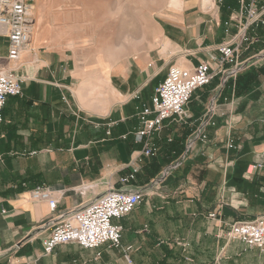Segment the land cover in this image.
Instances as JSON below:
<instances>
[{
    "label": "crops",
    "instance_id": "crops-1",
    "mask_svg": "<svg viewBox=\"0 0 264 264\" xmlns=\"http://www.w3.org/2000/svg\"><path fill=\"white\" fill-rule=\"evenodd\" d=\"M236 10L235 0H34L17 64L0 28V70L23 79L0 122V264H264V251L225 237L264 216V74L247 89L236 84L264 67V42L241 51L235 73L216 50L236 33ZM200 64L210 84L142 156L138 112L152 108L171 66ZM37 186L56 197L53 212L30 198ZM113 189L144 196L112 220L117 247L45 253L57 223Z\"/></svg>",
    "mask_w": 264,
    "mask_h": 264
},
{
    "label": "built area",
    "instance_id": "built-area-1",
    "mask_svg": "<svg viewBox=\"0 0 264 264\" xmlns=\"http://www.w3.org/2000/svg\"><path fill=\"white\" fill-rule=\"evenodd\" d=\"M238 2L241 12L245 14V23L228 43L221 44L216 49L221 55L222 65H234L233 73L236 72L241 51L260 41L264 42V36L256 38L248 35V30L252 29L250 27L256 30L264 28V0ZM33 3L34 0H0V28L4 30L8 41L6 59L12 64H17L22 53L29 49ZM211 80L212 74L206 64H200L192 70L178 66L169 68L166 78L155 89L152 108H142L137 114L140 127L134 133V140L142 144V156H153L152 135L160 131L165 120L174 118L183 122L187 117L186 106L193 93L209 85ZM22 83L23 79L14 70H0V122L6 99L20 95ZM136 174L137 171L134 170L120 179L121 186H128L134 181ZM29 195L35 202L46 203L51 212L56 209L57 199L46 187H34ZM143 197L142 193L132 190L106 191L91 204L80 208L54 226L50 237L44 243L45 253L50 254L54 247L68 243H74L83 249H96L105 244L117 247L121 227L114 225L112 220L129 214L140 204ZM225 237L264 251V216L252 222L232 224L225 231Z\"/></svg>",
    "mask_w": 264,
    "mask_h": 264
},
{
    "label": "rangeland",
    "instance_id": "rangeland-1",
    "mask_svg": "<svg viewBox=\"0 0 264 264\" xmlns=\"http://www.w3.org/2000/svg\"><path fill=\"white\" fill-rule=\"evenodd\" d=\"M171 1L172 0H169V2H171ZM219 2L223 4V0H219ZM235 2L237 4V10H236V13H234L235 18L234 19L232 18L231 22L234 21L237 24V31H236V33L233 36H235L238 33V31L241 29V26L245 23V14L241 12L239 4H238L239 3L238 0H235ZM250 28H252V29L248 30L249 37H254L255 36L256 38H261V37L263 38V36H264V28H260V29H257V30L253 29V27H250ZM147 30L148 29H146V31ZM260 42H262V41H260ZM108 49L109 48H107V47L95 46V51L99 52V53H101L104 50L108 51ZM78 65H79L78 66V70L81 71L82 68H83L84 63L82 61H80L78 63Z\"/></svg>",
    "mask_w": 264,
    "mask_h": 264
},
{
    "label": "trees",
    "instance_id": "trees-1",
    "mask_svg": "<svg viewBox=\"0 0 264 264\" xmlns=\"http://www.w3.org/2000/svg\"><path fill=\"white\" fill-rule=\"evenodd\" d=\"M263 74H264V67H258L255 69H251L248 73L238 77L236 79V84L239 81L240 84L242 85V88L247 89L248 86H251L254 83H258L259 82L258 77H261V75ZM239 82H238V85H239Z\"/></svg>",
    "mask_w": 264,
    "mask_h": 264
},
{
    "label": "bare ground",
    "instance_id": "bare-ground-1",
    "mask_svg": "<svg viewBox=\"0 0 264 264\" xmlns=\"http://www.w3.org/2000/svg\"><path fill=\"white\" fill-rule=\"evenodd\" d=\"M204 1V3H208V0H203ZM204 6H205V4H204ZM108 70V69H107Z\"/></svg>",
    "mask_w": 264,
    "mask_h": 264
}]
</instances>
